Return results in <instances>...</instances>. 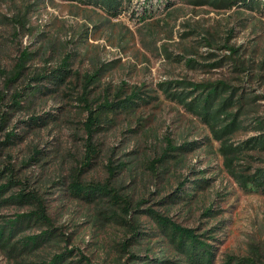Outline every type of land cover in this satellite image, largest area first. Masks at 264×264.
I'll use <instances>...</instances> for the list:
<instances>
[{
	"label": "rangeland",
	"instance_id": "rangeland-1",
	"mask_svg": "<svg viewBox=\"0 0 264 264\" xmlns=\"http://www.w3.org/2000/svg\"><path fill=\"white\" fill-rule=\"evenodd\" d=\"M169 1L174 5L167 7L165 0H132L125 13L108 18L97 9L61 0H0V117L8 115L0 128V170L5 175L12 172L10 178L19 183L11 187L12 193L23 189L42 197L54 228L69 240L67 247L95 264L126 261L128 253L141 254L148 241H155H131L124 253L130 237L127 227L114 219L103 220L93 205L62 196V182L72 167L78 169L85 153L82 122L87 113L74 76L58 93L29 99L24 89L28 80L7 85L5 75L20 51L34 53L26 79L44 68L53 70L69 55L72 74L100 71L87 96L89 102L100 95L112 101L119 89L126 96L138 90L148 101L131 115H116L95 135L98 155L82 179L105 181L111 162L118 172L112 185L121 196L142 201L140 209L161 211L198 233L221 224L214 240L208 241L214 247L213 264H264V193L244 189L228 170L220 143L209 129L158 87L171 80L228 81L251 99L245 107V128L230 143L237 146L264 134L253 129L254 119L264 118V9L224 11ZM228 48L236 50L231 58ZM189 59L196 64L189 66ZM220 61L218 68L206 67ZM17 92L22 94L21 109L12 106ZM33 117L53 121L29 127ZM9 133L17 137L13 144L6 143L11 140ZM168 141L177 150L163 158ZM120 163H125L122 169ZM232 165L237 172L264 169V150L242 151ZM203 180L207 182L202 184ZM181 192L194 194L190 204L183 205L184 199L161 204ZM206 209L215 210L213 218H205ZM29 210L28 205H3L0 217ZM139 220L149 228L147 217ZM40 231L36 227L26 233ZM49 251L42 249L27 259H12L0 251V264H31Z\"/></svg>",
	"mask_w": 264,
	"mask_h": 264
},
{
	"label": "trees",
	"instance_id": "trees-1",
	"mask_svg": "<svg viewBox=\"0 0 264 264\" xmlns=\"http://www.w3.org/2000/svg\"><path fill=\"white\" fill-rule=\"evenodd\" d=\"M69 3H76L82 7L97 9L108 18H116L129 10L132 0H61ZM185 4L193 7H210L214 10L230 11L232 9H245L251 12L264 9V0H181ZM167 7L174 5L172 1L165 0ZM229 58L236 52L234 48H228ZM33 52L28 50L20 51L13 67L6 73L7 85L23 79L29 82L25 86L26 99L33 98L39 94L58 93L62 87L68 83L71 76H74L76 84L81 88L83 110L87 113L85 121L82 122L85 138V153L78 167L69 170L68 178L62 185L65 187L63 195H68L74 200L83 201L88 205L97 208L96 214L105 221L114 219L121 226L127 227L130 234L122 250L126 252L129 242H138L140 239H155L152 243L148 241L141 254L128 253L126 261L115 264H213L215 260L214 247L208 243L213 239V235L221 224L206 229L203 233H198L196 229L183 227L174 222L167 214L161 211L146 208L140 209L142 201L133 202L128 196H121L119 189L111 183V179L118 173L117 168L107 166L108 178L103 182H87L82 179V174L89 169L98 155L97 144L94 141L95 135L101 133L103 129L112 123V118L116 115H131L135 113L142 103H148L140 96L138 90L126 96L124 90L119 92L110 100L108 95H100L94 101L87 100L91 88L95 87L100 77V71L93 73L86 72L82 76L78 73H71L70 56L67 55L61 63L53 70L44 68L42 72H35L26 79L25 72L28 64L32 60ZM221 61L208 64L207 68H218ZM189 66H194L196 61L189 59ZM70 83V82H69ZM169 100L177 103L190 116L197 119L209 129L212 136L220 143L219 150L224 157V161L230 173L238 180L244 189L252 188L255 191L264 193V169L257 168L253 172L251 169L237 172L233 167V161L245 150H264V134L250 138L237 146L230 143L231 137L239 130L244 129L243 120L245 107L251 104L250 98H244L241 89L233 86L224 80L192 82L186 79L171 80L158 85ZM21 93H16L12 106L21 109ZM27 101V100H25ZM255 98H252V102ZM95 106V107H94ZM7 114L0 117V128L7 121ZM51 118L44 117L31 118L27 125L29 127L45 126ZM253 129L264 130V118H256L253 122ZM8 144H13L17 137L7 134ZM5 143V144H6ZM251 143V144H250ZM183 151L187 150L184 146ZM171 141L167 142V147L162 152V157L166 158L169 151H175ZM125 163H120L122 169ZM5 175V171L0 170V206L3 205H28L30 210L23 213H16L12 218L0 217V251L12 259H27L42 249L49 248L51 251L44 252L33 260L31 264H95L88 256L74 248H68L69 240L54 228L52 219L47 211L44 199L33 192H25L19 189L11 192V187L18 185L17 181ZM207 181L202 182V184ZM18 183V184H17ZM185 185L183 183L179 190ZM200 186V185H199ZM201 187V186H200ZM182 195H172L168 199L162 200L161 204L173 203L184 199L183 205L190 204L194 194L184 193ZM178 194V192L176 193ZM171 197V198H170ZM118 209L119 213L116 212ZM102 213L106 216H103ZM205 218H213L215 210L206 209ZM147 217L150 222L149 228H143L139 220L140 217ZM208 223V222H206ZM209 225V223H208ZM36 227L40 228L37 234L26 233ZM225 227V226H224ZM63 244V245H62ZM158 249L155 250V247ZM227 264H230L229 262Z\"/></svg>",
	"mask_w": 264,
	"mask_h": 264
}]
</instances>
